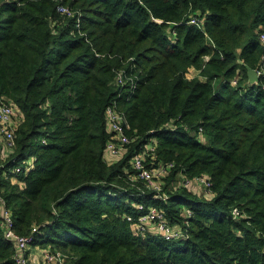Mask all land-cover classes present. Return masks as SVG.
<instances>
[{
    "label": "trees",
    "instance_id": "1",
    "mask_svg": "<svg viewBox=\"0 0 264 264\" xmlns=\"http://www.w3.org/2000/svg\"><path fill=\"white\" fill-rule=\"evenodd\" d=\"M262 32L264 0H0V95L19 112L0 197L15 232L36 226L33 243L70 264H264V75L246 74L264 70ZM112 102L131 140L116 159ZM151 138L148 163H174L165 200L127 177ZM178 173L212 195L168 187ZM150 207L180 236L141 234ZM14 253L0 217V264Z\"/></svg>",
    "mask_w": 264,
    "mask_h": 264
},
{
    "label": "built area",
    "instance_id": "2",
    "mask_svg": "<svg viewBox=\"0 0 264 264\" xmlns=\"http://www.w3.org/2000/svg\"><path fill=\"white\" fill-rule=\"evenodd\" d=\"M58 11L61 13L70 14L68 8L59 6ZM189 23L196 25L198 28H203L202 19L192 18ZM259 40L264 45V33H259ZM258 76L264 75V70L257 71ZM123 70L117 72V82L120 85L124 84ZM231 84H236L233 79ZM105 118L107 121L108 131L111 136L106 145V154L110 159L120 158L125 152L127 145L131 140L126 133L128 126L124 115L116 110L115 103H110L105 109ZM19 119L18 110L10 103L7 97L0 95V157L3 149L8 153L12 152L15 148V128ZM155 138H151V142L140 151L132 154L129 164L128 179L132 185L141 183V185L149 191L154 192V197L165 200L167 198L166 192L163 189L165 185V177L174 169V163L171 162H158L156 165L153 161L148 163L150 157H155ZM2 160L0 158V173ZM29 162L25 167H29ZM22 167L16 165L8 170L7 175L17 176L21 172ZM187 186L191 191H198L204 197L212 195L210 190V181L206 176H193L188 177L186 174L178 173L175 180L172 181L168 187L171 186ZM139 188L138 186H136ZM141 189V188H139ZM137 209H143L142 204L135 205ZM190 214L189 210H186ZM233 217L239 216L237 209L231 210ZM0 217L2 219L3 236L6 240L13 242L15 247L14 259L16 264H70L66 254L61 253L59 250H51L49 247L36 248L33 243L34 234L37 232V227H31L28 234L19 235L13 229V221L10 211L4 206V200L0 197ZM129 218V217H128ZM136 229L144 234L147 231L148 224L155 226V229L163 234L164 237H178L180 232H175L174 227L168 226L163 221L162 212L154 207L147 208L146 212L139 215L137 218ZM41 247V246H40ZM35 249L38 252V259H34L30 254L31 250Z\"/></svg>",
    "mask_w": 264,
    "mask_h": 264
},
{
    "label": "water",
    "instance_id": "3",
    "mask_svg": "<svg viewBox=\"0 0 264 264\" xmlns=\"http://www.w3.org/2000/svg\"><path fill=\"white\" fill-rule=\"evenodd\" d=\"M247 70V78L249 83H255L258 80V74L255 69L246 67Z\"/></svg>",
    "mask_w": 264,
    "mask_h": 264
},
{
    "label": "crops",
    "instance_id": "4",
    "mask_svg": "<svg viewBox=\"0 0 264 264\" xmlns=\"http://www.w3.org/2000/svg\"><path fill=\"white\" fill-rule=\"evenodd\" d=\"M191 190V189H190ZM196 193H198V194H200V192H198V191H196ZM34 259H38L39 257H38V252L35 250V249H33V250H31V254H30Z\"/></svg>",
    "mask_w": 264,
    "mask_h": 264
},
{
    "label": "rangeland",
    "instance_id": "5",
    "mask_svg": "<svg viewBox=\"0 0 264 264\" xmlns=\"http://www.w3.org/2000/svg\"><path fill=\"white\" fill-rule=\"evenodd\" d=\"M35 246H36V244H35ZM36 248H44V247H43V246L40 247V246L38 245Z\"/></svg>",
    "mask_w": 264,
    "mask_h": 264
}]
</instances>
